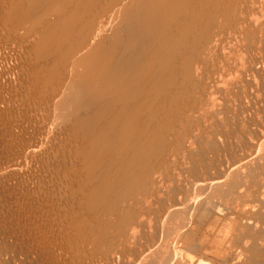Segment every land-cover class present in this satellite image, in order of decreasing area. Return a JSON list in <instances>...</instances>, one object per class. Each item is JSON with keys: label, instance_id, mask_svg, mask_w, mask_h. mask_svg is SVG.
<instances>
[{"label": "bare ground", "instance_id": "1", "mask_svg": "<svg viewBox=\"0 0 264 264\" xmlns=\"http://www.w3.org/2000/svg\"><path fill=\"white\" fill-rule=\"evenodd\" d=\"M0 264H264V0H0Z\"/></svg>", "mask_w": 264, "mask_h": 264}]
</instances>
